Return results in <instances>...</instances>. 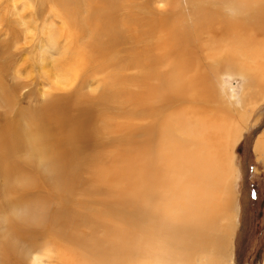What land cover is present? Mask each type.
Wrapping results in <instances>:
<instances>
[{"label": "bare ground", "instance_id": "obj_1", "mask_svg": "<svg viewBox=\"0 0 264 264\" xmlns=\"http://www.w3.org/2000/svg\"><path fill=\"white\" fill-rule=\"evenodd\" d=\"M2 19L0 264H223L245 112L216 81L264 89V0H0ZM23 95L36 131L8 111Z\"/></svg>", "mask_w": 264, "mask_h": 264}, {"label": "rangeland", "instance_id": "obj_2", "mask_svg": "<svg viewBox=\"0 0 264 264\" xmlns=\"http://www.w3.org/2000/svg\"><path fill=\"white\" fill-rule=\"evenodd\" d=\"M23 6L22 9H27L26 5ZM157 6L159 8H165L166 5L164 3H158ZM4 26L5 21L2 19L0 20V39L4 36ZM32 54L31 56L34 55ZM53 56L58 57L59 54L53 53ZM22 57L23 54L20 53L19 60H22ZM248 62L252 68V60L248 59ZM36 70L33 62L29 61L26 65L21 66V78L22 80L32 82L33 85L30 89L32 88L35 92H39L40 100H43L46 98L43 92L49 90L50 86L47 80L39 77L38 70ZM223 77L220 78L218 82L216 81L217 86L215 91L218 104L224 106L223 103H225V107L229 109L236 107L240 110L239 112L245 113L240 114L243 116V123L239 137L233 136L229 138V150L231 152L228 157L229 159H227L229 174L225 181V199L228 203H226V210L229 216L228 222H232L230 228L232 232L230 251L225 262L223 258L222 263L264 264V160L258 161L256 159L257 155L254 153L253 149V142L256 137L259 134H264V89L255 90V95L252 96L250 95L251 92L245 89L243 85L245 79L241 76L235 75L229 76L228 78L227 75H224ZM1 94L0 111L2 108H7L5 104H2L6 101ZM244 97L246 102H241ZM222 99H224V101ZM221 101L223 102L221 103ZM36 102L35 99H30L23 95L22 98L18 100V106H13V109H8V111L13 110L11 114L17 113L18 116H24L21 119L23 129L33 124L32 127L34 131L37 130L36 128L38 125L34 124L35 118L33 120L31 118ZM20 105L21 109L19 108ZM236 138H238V142L232 147ZM34 236L37 239L31 235L25 234L23 235V241L25 243L44 241L43 235L36 234ZM204 257L207 256H203L201 253L195 255L196 260L206 263L208 260ZM42 259L45 263L47 257ZM2 261V257H0V263ZM146 264L153 263L147 262Z\"/></svg>", "mask_w": 264, "mask_h": 264}, {"label": "crops", "instance_id": "obj_3", "mask_svg": "<svg viewBox=\"0 0 264 264\" xmlns=\"http://www.w3.org/2000/svg\"><path fill=\"white\" fill-rule=\"evenodd\" d=\"M259 139L264 140V134H263V133H262V134H259V135L256 137L255 141L253 142L254 153L257 155V156H256V159H257L258 161H260V160H264V152H261L260 150H257V148H256V146H257V142H258ZM257 171H258V170H257Z\"/></svg>", "mask_w": 264, "mask_h": 264}]
</instances>
